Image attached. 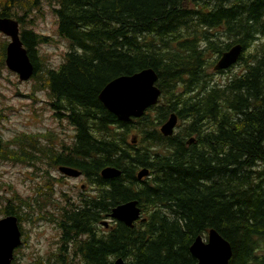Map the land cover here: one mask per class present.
I'll use <instances>...</instances> for the list:
<instances>
[{"label":"trees","instance_id":"16d2710c","mask_svg":"<svg viewBox=\"0 0 264 264\" xmlns=\"http://www.w3.org/2000/svg\"><path fill=\"white\" fill-rule=\"evenodd\" d=\"M42 1L52 6L57 33L68 45L57 68L45 66L38 48L51 38L25 27L31 20L24 16ZM214 5L0 0V16L20 23L35 67L33 92L45 90L54 116L74 130L73 141L62 146L50 132L0 139V161L33 167L39 176L30 195L0 194V214L16 215L21 231L24 219L52 222L60 231L56 252L25 263L15 256L12 264H115L119 257L125 264H195L190 246L210 229L231 245L227 264H264V44H251L264 35V0ZM6 43L0 41V75ZM235 43L246 52L239 71L213 83L208 55ZM149 67L157 73L160 101L140 118L119 121L99 100L101 89ZM173 112L181 124L164 136L159 126ZM131 129L136 144L126 140ZM61 164L83 171L95 192L76 202L63 194L55 203L54 182L60 180L49 168ZM105 166L120 174L102 178ZM143 168L149 175L140 180ZM129 200L138 201L145 219L132 227L113 220L103 229L111 209Z\"/></svg>","mask_w":264,"mask_h":264},{"label":"rangeland","instance_id":"374dc122","mask_svg":"<svg viewBox=\"0 0 264 264\" xmlns=\"http://www.w3.org/2000/svg\"><path fill=\"white\" fill-rule=\"evenodd\" d=\"M207 2H210V8H212L217 0H207ZM24 17L25 21L31 20V22H27L26 28H31L39 33L52 37L50 42L41 44L38 48L39 52L43 54L45 66L47 64L49 68L57 67L63 61L64 54L68 50V45L66 40L56 32V16L48 1H42L36 9ZM237 24L238 22L236 26ZM4 38L7 39L4 34L0 33V41ZM220 41H222V38H220ZM251 44L253 49H255V46L261 48L260 45L264 44V35H260ZM217 54L220 53L217 52ZM208 58L210 61L214 59L211 54L208 55ZM240 67L241 64L238 63L226 72L218 74H214L213 72L212 82H223L229 75L238 72ZM209 69L211 70V67H208V71H210ZM33 83L32 78L27 81H20L18 76L6 67L2 71L0 75V138L6 140L22 131L28 133L43 132L42 134L46 135L49 133L47 130H51L53 135L58 134L59 138L70 142L71 139L73 140V126L65 118L54 116L51 105L49 103L47 104L45 90H38V92L35 91L34 93L33 88H31ZM177 124H181L179 120ZM183 124H186V121ZM177 130L178 128L175 131ZM133 133L136 134V131L131 129L126 138L128 142ZM137 139L135 144L137 143ZM45 140L43 138L40 141L44 143ZM9 146L13 147V144H9ZM44 167L48 168L46 164ZM49 170L56 175L59 174V171L54 168H49ZM33 172H37L33 167L13 165L7 161H0V194L8 197L14 190L22 197L30 195L33 192L36 181L39 180V176ZM79 182V178L66 177L59 184H54L55 191L53 199L55 203L57 199H62L60 196L62 194L60 192L61 189L68 190V194H73L76 197L72 199L69 195L64 194L67 196L68 201H78L81 196L78 191H83L85 188L70 189V187ZM91 187L87 192H84L85 195L95 192L93 187L91 190ZM46 209H50V206H46ZM0 217H2L1 214ZM21 223L22 231L24 232L23 240L26 238L27 242L25 244L23 242L15 252L18 261L25 263L33 260L37 255L46 256L51 252L57 251L60 231L54 223L48 221L32 223L29 219H24Z\"/></svg>","mask_w":264,"mask_h":264},{"label":"water","instance_id":"95a60500","mask_svg":"<svg viewBox=\"0 0 264 264\" xmlns=\"http://www.w3.org/2000/svg\"><path fill=\"white\" fill-rule=\"evenodd\" d=\"M0 31L10 36V41L5 48L6 66L13 72H16L20 80L28 79L33 74L34 67L20 39L18 21L10 17L0 16ZM242 50L243 47L240 43L231 46L230 50L223 53L220 60L215 64L214 69L225 70L232 66L239 59ZM119 81L122 84H119ZM156 81V72L152 68H144L131 75H121L112 79L101 89L99 97L106 100L108 109L119 120L127 122L131 120V117L143 115L148 107L157 103L161 91L155 85ZM127 88L129 89L127 90ZM124 93L126 94V99L125 95H123ZM128 94L131 98L128 97ZM176 122V114L171 113L168 119L160 126V132L165 136L172 135ZM59 169L66 175L77 176L80 174L79 170L68 166H60ZM148 173V169L143 168L137 173V178L141 179L148 175ZM119 174L120 170L116 167L106 166L100 170V175L104 179H111ZM140 214L141 208L138 205V201L129 200L113 207L108 213V217L120 221L128 227H132L133 223L139 219ZM104 224L107 225L106 220ZM206 240L207 242H205ZM206 240L198 236L190 246L191 253H194L193 255L199 258L198 264H227L232 256V249L229 243L214 229L209 230ZM20 244L21 230L17 217L9 214L0 218V264H11L13 251ZM115 264H125V262L119 257L115 260Z\"/></svg>","mask_w":264,"mask_h":264},{"label":"bare ground","instance_id":"6f19581e","mask_svg":"<svg viewBox=\"0 0 264 264\" xmlns=\"http://www.w3.org/2000/svg\"><path fill=\"white\" fill-rule=\"evenodd\" d=\"M0 33H2L1 31H0ZM19 33L21 34V31L19 30ZM4 35H6L5 33H3ZM6 37H10V36H8V35H6ZM233 43V42H232ZM44 44V43H43ZM236 44V43H235ZM232 46V45H231ZM231 46L228 48V49H226V50H224V51H222L218 56H213L214 57V59L212 60L213 61V63H212V66H211V70L212 71H215V69H214V66H215V64L220 60V58L222 57V55H223V53L224 52H226V51H228V50H230V48H231ZM243 47V46H242ZM25 49H26V47H25ZM26 51H27V49H26ZM243 51V50H242ZM27 54H28V52H27ZM30 58V57H29ZM31 60V59H30ZM20 62V61H19ZM32 64H33V62H32ZM5 67L7 68V69H9L7 66H6V64H5ZM33 67H34V64H33ZM150 68V67H149ZM17 69V68H16ZM10 70V69H9ZM154 70V69H153ZM12 71V70H11ZM24 71V70H23ZM155 71V70H154ZM13 72V71H12ZM138 72V71H137ZM16 73V72H15ZM35 73V67H34V72H33V74ZM17 74V73H16ZM33 74L27 79V80H29L32 76H33ZM157 74V73H156ZM214 74H218V72H215ZM127 75H131V74H127ZM121 76V75H120ZM157 79H158V77H157ZM111 81V80H110ZM109 81V82H110ZM116 83V82H115ZM156 83H157V81H156ZM107 84V83H106ZM105 84V85H106ZM117 84V83H116ZM119 84H122V83H120V81H119ZM155 85H157V84H155ZM117 86V85H116ZM122 86V85H121ZM158 86V85H157ZM124 87V86H123ZM127 87V86H126ZM125 87V88H126ZM129 87V86H128ZM159 88V87H158ZM113 89V88H112ZM129 88H127V90H128ZM160 89V88H159ZM115 90H117V89H115ZM40 91V90H39ZM160 91H161V89H160ZM117 92V91H116ZM118 92H120V90H118ZM117 92V93H118ZM141 92V91H140ZM114 93V92H113ZM123 93V92H122ZM126 94H127V92H125ZM123 94V95H125V99H126V94ZM102 95V94H101ZM117 95V94H116ZM115 95V96H116ZM131 95V94H130ZM103 97V96H102ZM128 97H129V94H128ZM135 97V96H134ZM98 98H99V100L101 101V103L104 105V107L109 111V112H111L108 108V106H107V102H106V100H104L103 98H100L99 97V95H98ZM117 98V97H116ZM124 98V97H123ZM129 98H131V97H129ZM129 98H128V100H129ZM111 104V103H110ZM107 106V107H106ZM153 106V105H152ZM151 107V106H150ZM149 108V107H148ZM147 108V109H148ZM114 109V108H113ZM146 109V110H147ZM146 110H145V112L143 113V115L146 113ZM112 114H113V112H111ZM174 113V112H173ZM117 114V113H116ZM143 115H141V116H139V117H131V120H129V121H127V122H131L133 119H136V118H140V117H142ZM116 116V115H115ZM177 116V115H176ZM58 117V116H57ZM169 117V116H168ZM117 118V117H116ZM118 119V118H117ZM168 119V118H167ZM119 120V119H118ZM119 121H121V120H119ZM121 122H126V121H121ZM164 123V122H163ZM162 123V124H163ZM178 117H177V122H176V125H175V127H174V130H173V134L176 132L175 130L177 129L176 127L178 126ZM161 124V125H162ZM160 125V126H161ZM160 126H159V131H160ZM132 133V132H131ZM172 134V135H173ZM165 136V135H164ZM171 136V135H170ZM136 139H137V135L136 134H131V138H130V140L131 141H129V143H132V144H135V142H136ZM64 166H68V165H64ZM68 167H71V166H68ZM72 168H75V167H72ZM75 169H77V170H79L80 172H81V170L80 169H78V168H75ZM149 171V170H148ZM82 173V172H81ZM138 173V172H137ZM99 174H100V172H99ZM148 175H149V173H148ZM148 175H146V176H144V177H148ZM117 177V176H116ZM144 177H142V178H144ZM115 178V177H114ZM141 178V179H142ZM112 179V178H111ZM140 179V180H141ZM93 180V179H92ZM94 184V183H93ZM95 186V185H94ZM98 186V185H97ZM91 190H92V187H91ZM54 191H55V188H54ZM141 208V207H140ZM9 215V214H8ZM14 215V214H13ZM5 216H7V215H2V217H0V218H3V217H5ZM16 216V215H15ZM17 217V216H16ZM106 217H108V214H107V216ZM108 218H110V217H108ZM142 218H144L145 219V217L143 216V213H142V211H141V214H140V217H139V219L137 220V221H142ZM18 219V218H17ZM111 219V221H113L114 219H112V218H110ZM114 221H116V220H114ZM118 222H120V221H118ZM136 222V221H135ZM134 222V223H135ZM134 223H133V225H134ZM18 225H19V221H18ZM19 228H20V226H19ZM21 230V229H20ZM216 231V230H215ZM217 232V231H216ZM21 233H22V231H21ZM218 233V232H217ZM219 234V233H218ZM220 235V234H219ZM221 236V235H220ZM198 237V236H197ZM222 237V236H221ZM223 238V237H222ZM223 239H225V238H223ZM226 240V239H225ZM227 241V240H226ZM205 242H207V240L205 241ZM228 242V241H227ZM229 243V242H228ZM229 245H230V243H229ZM21 246V244L17 247V248H15L14 249V251H13V259H14V257H15V252H16V250L19 248ZM230 247H231V245H230ZM232 249V248H231ZM209 250H211V249H209ZM208 251V250H207ZM190 253H191V251H190ZM192 254V253H191ZM194 254V253H193ZM192 254V256L196 259V263L195 264H198L199 263V258L196 256H194ZM13 259H12V261H13ZM230 260V259H229ZM12 263V262H11Z\"/></svg>","mask_w":264,"mask_h":264},{"label":"flooded vegetation","instance_id":"af4514ba","mask_svg":"<svg viewBox=\"0 0 264 264\" xmlns=\"http://www.w3.org/2000/svg\"><path fill=\"white\" fill-rule=\"evenodd\" d=\"M81 175L78 176V177H74V178H79L80 179V182L78 184H75L73 185L72 187H70V189H80V188H85L82 192H87V190L92 186V184L90 183L89 179L87 178L86 174L81 171ZM61 181L62 179L66 178L67 176H64V175H58L57 176ZM67 178H70V177H67ZM72 178V177H71ZM65 193L68 194V190H64ZM69 197H71L72 199H75L76 197H74L73 194H68Z\"/></svg>","mask_w":264,"mask_h":264}]
</instances>
